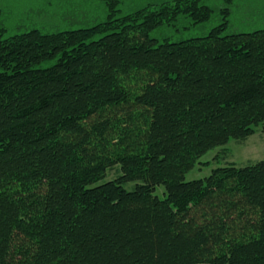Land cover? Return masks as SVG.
<instances>
[{
	"label": "trees",
	"instance_id": "trees-1",
	"mask_svg": "<svg viewBox=\"0 0 264 264\" xmlns=\"http://www.w3.org/2000/svg\"><path fill=\"white\" fill-rule=\"evenodd\" d=\"M106 1L89 27L0 29V264H264V159L185 180L264 121V29L222 34L223 0L160 40L212 7Z\"/></svg>",
	"mask_w": 264,
	"mask_h": 264
},
{
	"label": "rangeland",
	"instance_id": "rangeland-1",
	"mask_svg": "<svg viewBox=\"0 0 264 264\" xmlns=\"http://www.w3.org/2000/svg\"><path fill=\"white\" fill-rule=\"evenodd\" d=\"M164 0H119L121 13L136 10L147 3H159ZM212 7L211 18L194 24L189 17H180L178 22L155 29L151 32L158 39L168 38L180 41L186 38L205 35L211 28L223 22V0H203ZM227 26L222 34L248 32L264 29V0H232ZM0 29L5 35L22 33L31 29H39L47 33L64 29H76L92 26L104 21L107 17L106 0H0ZM264 159V121L253 129L246 139L238 141L230 139L225 145L208 150L190 171L185 180L203 178L217 166L226 163L248 165ZM118 168L108 172L99 183L115 177ZM135 182L125 184L127 189L133 188ZM164 186L156 187L155 193L164 197Z\"/></svg>",
	"mask_w": 264,
	"mask_h": 264
}]
</instances>
